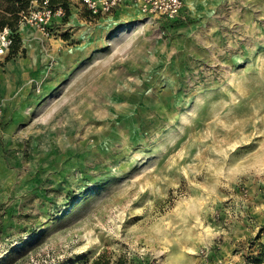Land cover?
Here are the masks:
<instances>
[{
    "label": "rangeland",
    "instance_id": "374dc122",
    "mask_svg": "<svg viewBox=\"0 0 264 264\" xmlns=\"http://www.w3.org/2000/svg\"><path fill=\"white\" fill-rule=\"evenodd\" d=\"M184 3L170 25L76 2L50 39L19 29L0 264H221L223 243L246 264L264 239V0Z\"/></svg>",
    "mask_w": 264,
    "mask_h": 264
},
{
    "label": "built area",
    "instance_id": "2783aa9c",
    "mask_svg": "<svg viewBox=\"0 0 264 264\" xmlns=\"http://www.w3.org/2000/svg\"><path fill=\"white\" fill-rule=\"evenodd\" d=\"M59 0H30L26 9L19 13V27L27 26L36 31L40 37L50 39L57 31L61 18L64 16V7ZM69 4L72 5V0ZM81 8L93 18L113 13L122 6L135 9L146 18H160L171 21L182 18L183 0H76ZM12 39L7 27L0 30V56H4ZM3 119V104L0 98V131Z\"/></svg>",
    "mask_w": 264,
    "mask_h": 264
},
{
    "label": "trees",
    "instance_id": "16d2710c",
    "mask_svg": "<svg viewBox=\"0 0 264 264\" xmlns=\"http://www.w3.org/2000/svg\"><path fill=\"white\" fill-rule=\"evenodd\" d=\"M30 0H0V30L7 27L10 32V37L12 39L11 45L7 53L0 60V66H3L5 62L10 61L18 52H23L21 47L22 39L19 30V13L26 9L29 5ZM59 0H52V3H57ZM64 7V16L61 18V23L68 22L71 15V4L69 1L62 0L60 2ZM87 15L90 17L89 13L86 11ZM92 17V16H91ZM164 25L174 24L181 21L180 18L171 21L161 20ZM4 120L2 119V124ZM247 247L249 252L245 256L246 264H264V239L259 240V235L251 238L247 242ZM255 249L257 250L255 253ZM105 251L100 252L92 261L91 264H106L112 262L113 264H129L125 257L122 255L117 256L113 261L110 257H107Z\"/></svg>",
    "mask_w": 264,
    "mask_h": 264
},
{
    "label": "crops",
    "instance_id": "0c3cea01",
    "mask_svg": "<svg viewBox=\"0 0 264 264\" xmlns=\"http://www.w3.org/2000/svg\"><path fill=\"white\" fill-rule=\"evenodd\" d=\"M73 3H76V0H72V4ZM183 3H184V0H183ZM185 8V3H184V6H183V10ZM127 10H129L128 7H125V6H122L120 8H117L114 13L111 14V16H118L120 14H122L123 12H126ZM110 16V15H109ZM107 16V17H109ZM183 16V15H182ZM103 17V16H102ZM93 18V17H92ZM101 18V17H99ZM98 18V19H99ZM111 18V17H109ZM113 18V17H112ZM183 18V17H182ZM101 20V19H99ZM21 28L23 27H20L19 29L21 30ZM30 30L31 32H33L34 34H36L37 32L32 30L31 28L27 27V26H24V31L25 33ZM38 34V33H37ZM39 35V34H38ZM20 36H21V33H20ZM28 36V34H27ZM23 39V38H22ZM44 39V38H43ZM0 135H1V131H0ZM247 230V229H246ZM251 233V232H250ZM253 233V232H252ZM251 233V234H252ZM244 242V240H242V243ZM233 246H231L229 243L225 244H221L219 245V249L216 250L214 252V256L217 258L216 261L218 259H221L222 260V263L221 264H241V253H242V250H237V249H234V243L232 244ZM244 245V243H243Z\"/></svg>",
    "mask_w": 264,
    "mask_h": 264
},
{
    "label": "bare ground",
    "instance_id": "6f19581e",
    "mask_svg": "<svg viewBox=\"0 0 264 264\" xmlns=\"http://www.w3.org/2000/svg\"><path fill=\"white\" fill-rule=\"evenodd\" d=\"M208 232V231H207Z\"/></svg>",
    "mask_w": 264,
    "mask_h": 264
}]
</instances>
